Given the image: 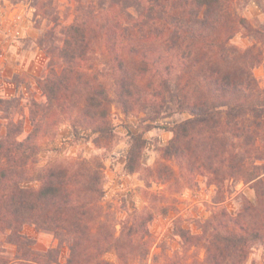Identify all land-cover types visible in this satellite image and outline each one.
Masks as SVG:
<instances>
[{"label": "trees", "instance_id": "16d2710c", "mask_svg": "<svg viewBox=\"0 0 264 264\" xmlns=\"http://www.w3.org/2000/svg\"><path fill=\"white\" fill-rule=\"evenodd\" d=\"M73 1L74 17L65 25L52 0L36 2L48 21L41 47L50 64L37 78L46 101L28 103L26 137L22 118L15 119L20 97L0 99V264H135L148 256L153 215L133 210L120 222L111 219L101 158L39 165L43 142H53L64 122L76 139L86 131L95 145L109 144L114 104L150 122L189 114L165 127L172 138L153 168L141 163L144 132L129 130V173L189 186L201 174L217 189L241 179L256 190V201L246 200L237 214L213 211L199 233L175 225L183 253L201 248L204 256L166 257L162 264H244L253 244L264 243V162L257 163L264 160V96L253 73L264 29L238 12L236 0ZM240 31L255 43L233 44ZM26 225L52 234L57 246L37 248ZM110 251L115 260L106 258Z\"/></svg>", "mask_w": 264, "mask_h": 264}, {"label": "rangeland", "instance_id": "374dc122", "mask_svg": "<svg viewBox=\"0 0 264 264\" xmlns=\"http://www.w3.org/2000/svg\"><path fill=\"white\" fill-rule=\"evenodd\" d=\"M41 0H0V99L11 96L20 97V109L15 119L24 122L21 138L31 130L29 122V100L44 103L46 97L37 84V78L45 75L49 69L50 58L41 47V40L48 32V21L39 13ZM52 6L58 11L62 25L72 22L74 17L73 0H52ZM238 12L255 28L264 29V0H236ZM254 38L245 32H238L231 42L241 48L255 43ZM264 50V44L258 43ZM59 68V65H56ZM253 73L263 90L264 96V52L262 60L253 68ZM112 121L115 124V136L109 143L95 145L84 131L76 139L69 122H64L57 130L56 139L43 142L39 154V165L48 161L71 160L76 157H99L104 163L105 185L104 202L110 206L108 214L115 222L123 220L128 211H145L153 215L149 228L153 234V244L148 256L135 264H162L166 257L180 258L189 262L202 259L201 248H191L187 253L181 249L180 238L174 234L175 225L188 228L192 233H199V223L208 218L213 211L224 207L229 213L237 214L246 200L256 201L257 194L253 182L230 179L217 189L210 184L207 176L196 174L195 185L184 184L178 178L174 183H158L154 177H147L146 172L129 173L126 170V155L129 149L128 131L144 132L146 146L143 151L142 166L153 168L161 159V150L169 143L174 122L188 118L189 114L176 113L161 117L154 122L147 121L143 112L125 115L114 104ZM146 123L153 127L145 129ZM45 141V140H44ZM170 162V161H168ZM257 161V163H262ZM221 200L217 203L216 200ZM119 229V224H117ZM24 233L34 237L36 247L46 249L57 246V239L50 233L38 231L32 225H26ZM12 248L9 246V250ZM67 248L62 247L60 259L65 260ZM106 258L115 260L113 251L106 253ZM244 264H264V243L257 242L250 248Z\"/></svg>", "mask_w": 264, "mask_h": 264}]
</instances>
